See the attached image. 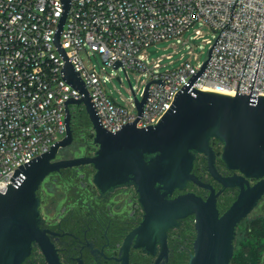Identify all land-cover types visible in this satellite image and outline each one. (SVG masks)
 Returning <instances> with one entry per match:
<instances>
[{
  "label": "built area",
  "instance_id": "2783aa9c",
  "mask_svg": "<svg viewBox=\"0 0 264 264\" xmlns=\"http://www.w3.org/2000/svg\"><path fill=\"white\" fill-rule=\"evenodd\" d=\"M61 13L60 0H0V193L12 183L18 166L63 139L64 101L81 97L62 79L64 62L52 41ZM198 22L215 36L204 40L209 49L219 37L192 88L264 96V0H70L59 41L104 129L117 132L132 123L139 116L135 101L119 104L113 99L106 82L114 76L89 70L80 52H97L119 81L124 71L127 79L130 72H147L145 85L162 79L163 86L150 83L136 122L137 128L155 125L204 62L194 58V65L186 61L158 72L163 57L149 63L146 50L160 41L181 39ZM200 37L201 31L194 30L193 38ZM116 60L123 68L112 67ZM75 107L68 106L71 115Z\"/></svg>",
  "mask_w": 264,
  "mask_h": 264
},
{
  "label": "water",
  "instance_id": "95a60500",
  "mask_svg": "<svg viewBox=\"0 0 264 264\" xmlns=\"http://www.w3.org/2000/svg\"><path fill=\"white\" fill-rule=\"evenodd\" d=\"M60 2L62 13L52 41L64 62L60 71L62 79L81 97L64 101L63 139L51 145L49 151L18 166L10 178L12 183L0 193V264H22L33 243L39 246L49 264H58L48 237L38 227L40 200L37 192L50 173L84 165L93 166L92 183L101 192L130 180L135 183L146 211L144 229L152 224L168 228L175 225L177 219L194 214L196 238L194 254L188 264H231L236 228L264 196V96L237 91L235 96H230L192 88L211 59L218 35L208 50V60L181 87L172 105L155 125L137 128L136 122L142 115L150 83L163 86L164 81H150L137 99L125 74L139 116L132 123L122 125L117 132H109L102 127L83 80L59 41L70 0ZM118 65L123 68L119 60L112 67L116 69ZM69 105L83 108L88 117L92 127L89 138L98 148L94 156L56 160L58 151L73 140ZM211 139L222 144L218 155L229 170L239 175L223 178L217 173ZM193 152L207 157L208 172L224 187L240 189L236 200L221 216L212 187L192 174ZM187 181L209 189V197L203 200L188 193L172 200L164 198L182 189ZM250 181L255 183L250 185Z\"/></svg>",
  "mask_w": 264,
  "mask_h": 264
},
{
  "label": "flooded vegetation",
  "instance_id": "af4514ba",
  "mask_svg": "<svg viewBox=\"0 0 264 264\" xmlns=\"http://www.w3.org/2000/svg\"><path fill=\"white\" fill-rule=\"evenodd\" d=\"M82 114H84L83 108L76 107L73 110L72 120L76 116L79 120ZM210 145L215 152L214 165L217 173L223 178L239 175L237 171L229 170L218 155L221 152L222 144L211 139ZM193 153L195 159L192 174L201 182L212 187L216 195V208L221 216L236 200L240 189L237 186L224 187L208 172L207 157L202 153ZM195 161L201 162L204 167L202 175L196 174ZM86 166L94 170L92 165L76 167L73 170H81ZM75 175L78 176V179L84 178V175ZM254 183L255 181L249 182L250 185ZM82 186L85 187V192L90 194V198L88 196L87 200H80L77 207L65 205L57 215L50 216L48 219H43L39 212L38 227L48 237L58 264L189 263L190 257L194 254L193 244L196 238L194 214L177 219L176 224L168 228L152 224L151 227L149 225L147 229H144L146 211L140 202V195L132 180L114 186L105 192H101L94 185L91 187L82 183ZM188 193L206 200L211 191L199 187L192 181H187L182 189H176L164 198L172 200L179 195ZM232 194L236 195L227 206ZM49 207L53 208L54 205L51 204ZM22 264L49 263L41 253L39 246L33 243L29 256Z\"/></svg>",
  "mask_w": 264,
  "mask_h": 264
},
{
  "label": "rangeland",
  "instance_id": "374dc122",
  "mask_svg": "<svg viewBox=\"0 0 264 264\" xmlns=\"http://www.w3.org/2000/svg\"><path fill=\"white\" fill-rule=\"evenodd\" d=\"M199 29L201 31L202 37L194 39V30ZM213 32L203 25L201 22L196 23L192 28L186 31L182 38L170 39L167 41L157 42L147 48L146 54L148 62L163 57L161 67L158 72L171 71L180 66V64L190 61L193 65L197 62L201 65L207 58L209 45L204 43L205 39L214 41ZM190 52V54L188 53ZM166 55H171L170 59H166ZM80 57L84 65L89 69H95L97 73H103L104 77L109 78L113 75V78L108 79L106 82V88L111 93V97L115 99L119 104H124L126 100H133L134 97L130 90V86L133 91L137 92V98H141V94L144 90V82L149 79L148 73L144 72L140 74L138 72L129 73V83L124 75L121 73L119 81L115 76L116 72L111 68L107 67L101 60L100 55L96 52L92 54L89 52L87 54L85 51L80 52ZM87 117L85 111L82 117L76 122L83 125L86 122L84 117ZM88 119V117H87ZM89 121V120H88ZM90 124V122H89ZM73 140L72 143L63 149L58 151L56 160L79 158V157H91L94 156L97 151V146L93 144L89 137L92 132V127L90 124L89 130L83 134L78 129L74 127ZM76 167L61 170L58 172L50 173L41 183L38 190V198L41 201L39 208L40 215L43 219H48L50 216H55L60 212L61 208L65 205L77 207L80 200H87L90 194L86 193V189L82 186L85 185L93 186L92 178L95 170L83 167L81 170L74 171ZM78 175H84V178L78 179ZM75 175V176H74ZM230 198L227 202V206L233 201L234 196ZM54 205L53 208L49 207ZM264 221V198H262L253 211L241 221L237 228V233H239L240 239L243 242L245 239V231L253 223L254 220ZM264 246V239L261 242ZM264 264V247L260 251V263Z\"/></svg>",
  "mask_w": 264,
  "mask_h": 264
},
{
  "label": "trees",
  "instance_id": "16d2710c",
  "mask_svg": "<svg viewBox=\"0 0 264 264\" xmlns=\"http://www.w3.org/2000/svg\"><path fill=\"white\" fill-rule=\"evenodd\" d=\"M76 109V107H75ZM86 122L79 124L77 123V116L71 121L72 129L74 127L81 133L85 134L90 124L87 117H84ZM194 169L196 174L202 175L204 173V167L201 162L195 161ZM253 223L245 231V239L242 242L240 234L237 233L234 244V254L231 259V264H259L260 263V251L262 249V239H264V221L254 220ZM238 232V231H237Z\"/></svg>",
  "mask_w": 264,
  "mask_h": 264
}]
</instances>
